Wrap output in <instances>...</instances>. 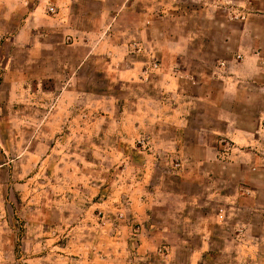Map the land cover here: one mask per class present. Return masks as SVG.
Instances as JSON below:
<instances>
[{
	"label": "rangeland",
	"instance_id": "rangeland-1",
	"mask_svg": "<svg viewBox=\"0 0 264 264\" xmlns=\"http://www.w3.org/2000/svg\"><path fill=\"white\" fill-rule=\"evenodd\" d=\"M154 1L156 17L145 37L149 48L142 46L136 16L103 21V30L86 35V44L100 46V53L88 58L70 94L80 98L0 99V264H175L188 259L186 245L176 244L172 258L167 244L148 245L150 229L130 212L128 195L135 190L154 194L159 181H174L175 172L191 166L173 157V148L158 153L160 139L176 136L164 116L166 102L175 99L161 88L166 73L175 69L162 65L178 59L190 65L178 70L206 71L195 66L216 53L204 47L206 37H197L178 57L164 50L161 32L173 38L196 20L159 19L160 4ZM49 12L54 13L51 7ZM94 22L99 21H77L86 32H92ZM11 59L0 43L1 73ZM194 138L188 133L190 145ZM191 154L186 147V155ZM162 201L153 219L167 224L166 206L176 201L165 195ZM202 204L201 214L211 223L239 225L225 232L214 226L210 251L199 264H264V188L257 206L247 201L240 215L217 210V203L205 198ZM188 229L197 231L193 225ZM200 239L191 236L192 246L198 248Z\"/></svg>",
	"mask_w": 264,
	"mask_h": 264
},
{
	"label": "crops",
	"instance_id": "crops-1",
	"mask_svg": "<svg viewBox=\"0 0 264 264\" xmlns=\"http://www.w3.org/2000/svg\"><path fill=\"white\" fill-rule=\"evenodd\" d=\"M157 1L161 8L159 19L196 20L191 28L176 31L173 38L169 32H161L164 50L178 57L197 37H206L207 44L201 45L216 54L212 60H202L195 66L206 71L178 70L190 66L178 59L162 65L175 69L166 73L161 88L162 93L175 99L174 104L166 102L164 116L176 136L168 141L160 139L158 153L173 148V157L191 166L175 172L174 181H159L154 194L132 191L128 204L130 212L150 229L148 245L165 243L171 251L176 244L186 245L190 250L188 259L175 264H199L210 251L214 226L225 232L239 225L211 223L208 216L201 214L202 199L217 203V210L240 215L247 201L257 206L263 193L264 0ZM152 2L155 1L0 0V43L12 56L8 69L0 72V99L22 102L80 98L70 94L88 58L100 50L95 43L86 44V35L103 30V21L133 20L136 16L141 23L142 46L149 48L145 37L156 17ZM87 19L99 21L93 23L92 32H86L85 24L77 23ZM40 68L46 71L42 73ZM32 106L37 108L38 104ZM190 132L195 134L191 145L187 140ZM186 147L192 148L190 156L186 155ZM164 195L176 201L166 206L171 218L167 224L153 219L156 207L165 204ZM190 225L197 231L191 232ZM193 235L201 238L198 248L191 244ZM227 240L224 238V242ZM173 254L174 251L169 258Z\"/></svg>",
	"mask_w": 264,
	"mask_h": 264
},
{
	"label": "built area",
	"instance_id": "built-area-1",
	"mask_svg": "<svg viewBox=\"0 0 264 264\" xmlns=\"http://www.w3.org/2000/svg\"><path fill=\"white\" fill-rule=\"evenodd\" d=\"M53 10V8H51Z\"/></svg>",
	"mask_w": 264,
	"mask_h": 264
}]
</instances>
